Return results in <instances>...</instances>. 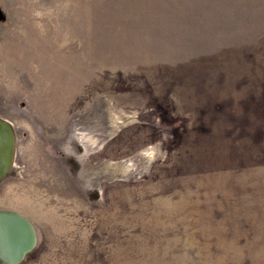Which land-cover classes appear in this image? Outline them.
Listing matches in <instances>:
<instances>
[{"label":"rangeland","instance_id":"374dc122","mask_svg":"<svg viewBox=\"0 0 264 264\" xmlns=\"http://www.w3.org/2000/svg\"><path fill=\"white\" fill-rule=\"evenodd\" d=\"M0 264H264V0H0Z\"/></svg>","mask_w":264,"mask_h":264},{"label":"water","instance_id":"95a60500","mask_svg":"<svg viewBox=\"0 0 264 264\" xmlns=\"http://www.w3.org/2000/svg\"><path fill=\"white\" fill-rule=\"evenodd\" d=\"M14 134L11 126L0 121V179L7 175L13 159ZM5 224L11 232L6 239L0 232V259L17 263L33 248L36 234L31 221L16 212L0 210V225ZM1 227V226H0Z\"/></svg>","mask_w":264,"mask_h":264},{"label":"bare ground","instance_id":"6f19581e","mask_svg":"<svg viewBox=\"0 0 264 264\" xmlns=\"http://www.w3.org/2000/svg\"><path fill=\"white\" fill-rule=\"evenodd\" d=\"M15 144V143H14ZM1 227H0V232L3 234V236L6 238V239H8L9 238V236H10V234H11V232H9V229H12L13 228V226H15L14 224L11 226V227H7L5 224H2V225H0ZM9 228V229H8Z\"/></svg>","mask_w":264,"mask_h":264}]
</instances>
